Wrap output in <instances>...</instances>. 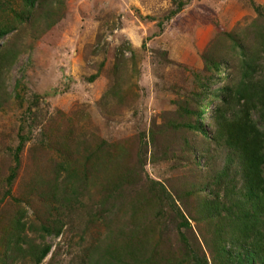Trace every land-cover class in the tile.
<instances>
[{"label":"rangeland","instance_id":"obj_1","mask_svg":"<svg viewBox=\"0 0 264 264\" xmlns=\"http://www.w3.org/2000/svg\"><path fill=\"white\" fill-rule=\"evenodd\" d=\"M180 1L0 0V264H222L202 186L229 150L186 125L207 56L239 76L230 36L264 74V0Z\"/></svg>","mask_w":264,"mask_h":264},{"label":"trees","instance_id":"obj_2","mask_svg":"<svg viewBox=\"0 0 264 264\" xmlns=\"http://www.w3.org/2000/svg\"><path fill=\"white\" fill-rule=\"evenodd\" d=\"M22 1L28 10L36 3V0ZM184 4L183 1L174 0L175 8L169 17L179 12ZM12 29V26L0 27V39ZM229 38L232 50L238 51L239 76L232 79L230 73H226L222 82L220 73L222 69L226 70L227 63L212 55L207 56L205 67L213 71L207 81L217 78L222 84L208 92V83H201L197 99L203 101L206 95L211 103L200 105L197 111L199 120L188 123L186 127L229 150L225 166L214 175L217 185L213 187L217 190L210 186L212 180L202 186L208 188L214 196L206 203L205 210H201L202 216L210 219L221 216L223 220L221 225L224 234L217 233L214 228L210 230L216 238L219 259L223 261L222 264H264V129L259 126V123L264 125L263 57L258 50L249 51L242 42H236L232 36ZM209 105H212V112L205 125L203 116ZM254 115H257L258 120L254 119ZM22 146L20 144L17 150ZM234 158H237L236 162H233ZM233 164L235 167L232 171ZM64 167L65 164L60 165V169ZM13 175L14 172L10 177ZM235 175L239 176V186L231 177ZM161 188L166 191L163 186ZM175 213L182 218L179 225L189 226L184 213L179 209ZM20 226L24 227L23 224ZM44 229L48 231V228ZM12 236L11 241L17 243L20 240L19 234L16 238ZM10 246L20 250L18 246ZM49 251L48 246L37 249L28 247L26 253L23 250L22 256L32 257L34 263L39 264ZM201 260L199 255L194 256L195 264H201Z\"/></svg>","mask_w":264,"mask_h":264}]
</instances>
